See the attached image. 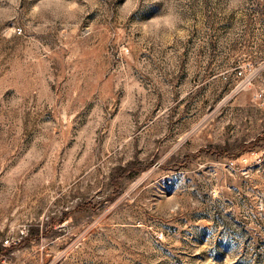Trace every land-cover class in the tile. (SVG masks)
<instances>
[{
  "label": "rangeland",
  "instance_id": "1",
  "mask_svg": "<svg viewBox=\"0 0 264 264\" xmlns=\"http://www.w3.org/2000/svg\"><path fill=\"white\" fill-rule=\"evenodd\" d=\"M123 3L0 0V264H264V0Z\"/></svg>",
  "mask_w": 264,
  "mask_h": 264
},
{
  "label": "clouds",
  "instance_id": "2",
  "mask_svg": "<svg viewBox=\"0 0 264 264\" xmlns=\"http://www.w3.org/2000/svg\"><path fill=\"white\" fill-rule=\"evenodd\" d=\"M141 2L142 0H124L121 8H124L125 6L128 7L126 14L127 19H129L133 13L139 10ZM158 2H161V0H143L144 4ZM162 2L164 7L158 15L150 18L147 21L141 22L144 26V34L146 36L158 38L160 34L164 32L175 33L183 23L182 18L176 9V0H169V4L167 6H165L164 0H162ZM237 3H242V0H237ZM75 7H77V5L73 3V8ZM181 211H183L181 203L175 198L174 195L170 196L168 212L175 216Z\"/></svg>",
  "mask_w": 264,
  "mask_h": 264
},
{
  "label": "built area",
  "instance_id": "3",
  "mask_svg": "<svg viewBox=\"0 0 264 264\" xmlns=\"http://www.w3.org/2000/svg\"><path fill=\"white\" fill-rule=\"evenodd\" d=\"M241 73V72H240Z\"/></svg>",
  "mask_w": 264,
  "mask_h": 264
}]
</instances>
